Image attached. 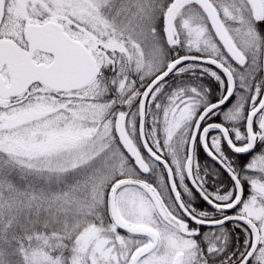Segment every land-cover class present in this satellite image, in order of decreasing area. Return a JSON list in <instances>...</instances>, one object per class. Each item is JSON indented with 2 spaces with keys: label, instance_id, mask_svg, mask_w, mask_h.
<instances>
[{
  "label": "snow or ice",
  "instance_id": "1",
  "mask_svg": "<svg viewBox=\"0 0 264 264\" xmlns=\"http://www.w3.org/2000/svg\"><path fill=\"white\" fill-rule=\"evenodd\" d=\"M0 264H264V0H0Z\"/></svg>",
  "mask_w": 264,
  "mask_h": 264
}]
</instances>
